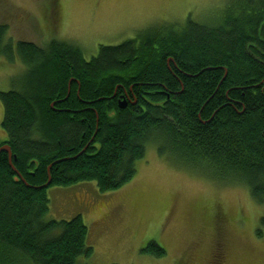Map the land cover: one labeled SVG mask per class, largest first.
Returning <instances> with one entry per match:
<instances>
[{
    "label": "trees",
    "instance_id": "trees-1",
    "mask_svg": "<svg viewBox=\"0 0 264 264\" xmlns=\"http://www.w3.org/2000/svg\"><path fill=\"white\" fill-rule=\"evenodd\" d=\"M50 2L44 15L59 24L58 1ZM7 28L0 23V59L23 71L18 89L0 91V146L13 165L0 152V264L88 260L81 214L48 217V188L95 181L100 192L117 190L148 144L264 204V0H229L209 24L188 17L148 27L89 59L56 38L13 44ZM145 251L166 253L154 241Z\"/></svg>",
    "mask_w": 264,
    "mask_h": 264
},
{
    "label": "rangeland",
    "instance_id": "rangeland-1",
    "mask_svg": "<svg viewBox=\"0 0 264 264\" xmlns=\"http://www.w3.org/2000/svg\"><path fill=\"white\" fill-rule=\"evenodd\" d=\"M57 1L62 22L51 24L45 16L46 7L53 11L50 0H0L6 37L13 44L27 39L40 46L52 38L64 40L79 46L89 59L100 45L120 44L164 22L177 26L189 17L209 24L229 0ZM46 29L59 32L47 34ZM22 71L18 60L1 58L0 91L18 89ZM3 116L0 101V141L7 139ZM136 169L130 181L110 192H100L95 181L48 188V217L69 219L80 213L88 227L87 243L94 251L88 260L80 258V264H181L183 257L189 258L187 264H205L201 257L213 247L209 244L219 225L225 235V264H264V204L248 189L178 166L159 156L154 144L146 146ZM150 241L166 253L156 257L142 252ZM19 264L29 263L20 259Z\"/></svg>",
    "mask_w": 264,
    "mask_h": 264
},
{
    "label": "flooded vegetation",
    "instance_id": "flooded-vegetation-1",
    "mask_svg": "<svg viewBox=\"0 0 264 264\" xmlns=\"http://www.w3.org/2000/svg\"><path fill=\"white\" fill-rule=\"evenodd\" d=\"M221 227L222 226L219 225V227L217 228L218 236L216 238H214V240L211 241L209 244V245H213V247L209 248L207 250L208 253L203 254L201 257V259L205 258V264H225L226 263L227 253L225 251L226 245H225L224 238H223V237H225V235H224V231H223L224 229ZM196 250L194 251V253H196ZM192 257H193V255L190 257V259ZM188 259H189L188 257L180 258V263L181 264H187Z\"/></svg>",
    "mask_w": 264,
    "mask_h": 264
},
{
    "label": "water",
    "instance_id": "water-1",
    "mask_svg": "<svg viewBox=\"0 0 264 264\" xmlns=\"http://www.w3.org/2000/svg\"><path fill=\"white\" fill-rule=\"evenodd\" d=\"M119 105H120V107L123 108V107L126 106V102L125 101H122V102L119 103ZM2 151L6 152L8 154L9 164H10L11 167H13L12 162H11L12 161V154H11L10 147L8 145H3V146L0 147V152H2ZM21 180L24 181L23 178Z\"/></svg>",
    "mask_w": 264,
    "mask_h": 264
},
{
    "label": "bare ground",
    "instance_id": "bare-ground-1",
    "mask_svg": "<svg viewBox=\"0 0 264 264\" xmlns=\"http://www.w3.org/2000/svg\"><path fill=\"white\" fill-rule=\"evenodd\" d=\"M122 101H124V100H120L119 103L122 102ZM125 102H126V101H125ZM11 168H13V167H11ZM18 176L21 178V176H20L19 174H18Z\"/></svg>",
    "mask_w": 264,
    "mask_h": 264
}]
</instances>
